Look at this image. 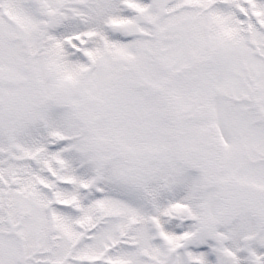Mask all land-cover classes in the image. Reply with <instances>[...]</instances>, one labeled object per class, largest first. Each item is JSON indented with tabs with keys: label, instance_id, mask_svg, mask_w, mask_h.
I'll return each mask as SVG.
<instances>
[{
	"label": "snow or ice",
	"instance_id": "6c2138e0",
	"mask_svg": "<svg viewBox=\"0 0 264 264\" xmlns=\"http://www.w3.org/2000/svg\"><path fill=\"white\" fill-rule=\"evenodd\" d=\"M0 264H264V0H0Z\"/></svg>",
	"mask_w": 264,
	"mask_h": 264
}]
</instances>
